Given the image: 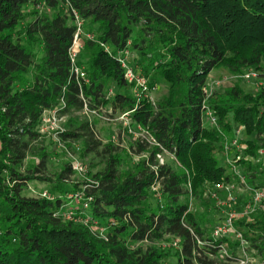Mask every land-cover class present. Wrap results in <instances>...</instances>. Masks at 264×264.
<instances>
[{"label":"trees","instance_id":"16d2710c","mask_svg":"<svg viewBox=\"0 0 264 264\" xmlns=\"http://www.w3.org/2000/svg\"><path fill=\"white\" fill-rule=\"evenodd\" d=\"M64 1L0 0V264H226L238 260L220 254L239 245L236 233L247 254L264 258L263 213L213 237L219 223L189 208L207 188L236 181L223 135L239 128L236 165L250 188H264V87L249 93L238 80L214 92L207 104L218 130L204 125L202 108L210 73L264 71V0H67L92 36L81 37L82 76L68 56L76 26ZM125 52L135 53L150 86L164 82L156 101L133 96L119 62ZM85 107L95 114H83ZM52 110L65 118L56 139L78 146L95 169L90 182L72 184L83 204L77 218L87 223L62 217L69 203L62 196L25 194L33 181L61 192L74 174L65 161L49 173L54 151L39 127ZM127 112L153 140L130 145L138 161L103 143L96 126ZM163 153L176 169L159 163ZM163 242L170 246L156 245Z\"/></svg>","mask_w":264,"mask_h":264},{"label":"rangeland","instance_id":"374dc122","mask_svg":"<svg viewBox=\"0 0 264 264\" xmlns=\"http://www.w3.org/2000/svg\"><path fill=\"white\" fill-rule=\"evenodd\" d=\"M81 31H82V37L83 36L86 37L87 35H90L86 32V27L84 24H82ZM125 62L130 67H134L139 72V74L145 79L146 92L150 100L156 101L158 97L165 92L166 87H165L164 82H162L161 80H156L153 86L149 85L150 84L149 78L145 77L142 74V72L135 66V63H136L135 53L128 52L126 55ZM242 75L243 74L229 75L221 71L212 72L209 74L206 83L212 87V94H213L214 92L222 91L227 85L235 83L236 81L240 80L242 87L247 92L255 93L258 88L255 87L254 84L250 82H245L241 77ZM118 117L119 116L109 118L108 116H106V118L104 119L101 118L99 120H96V126L99 132V137L101 138L103 143L110 141L116 144L119 148H121L122 150H125L126 153H129L132 156L131 158L133 161H138L140 159V156L138 157V156L132 155V152L129 149V147L130 145L134 143L135 140H137L140 137L141 132H139L140 130L136 127V125L130 124L129 128H130L131 133H129V131L126 128H124L123 123L118 119ZM90 119H92V117H90ZM64 121H65V118H63L60 122H58V126L62 127ZM45 128L47 131V133L44 134L46 136L45 144H47L49 149H53L54 151L50 159L49 173L51 175L56 173L64 161L70 162L71 165H73L74 163H78L82 165L83 171L75 172L72 170L74 174L71 176V180H69V183L65 184L61 192L50 191L48 189V186L45 183H41L39 181H33L29 183L25 194L28 196H36V197L38 196L39 197L40 194H42L43 192H46L47 195H49L50 197L62 196L65 199V201L69 202L68 204L70 205L73 213L78 214V212L81 211V209L79 208L83 204H80L79 202L81 198L77 197V194L74 191H72V184H76V183L81 184L84 182H90L89 172L91 171L94 172L95 169L91 170L89 168V162L91 160L89 157L86 159H83L80 157L78 150L73 151V150L67 149L63 144L58 143L55 140V138L52 136L54 131L50 129V124H45ZM74 148L78 149V146H74ZM142 156H145V154ZM223 159L225 163L227 164L226 159L230 160L231 162L232 158L231 157L225 158L223 155ZM161 160L163 161V163H167L171 165L174 169H176L178 166L176 162L174 161V159L166 153H164V155L161 156ZM260 160L262 161L263 167H264V155L260 156ZM93 162L95 163L96 161L93 160ZM227 166L228 168H230L229 164H227ZM236 171H239L238 166L236 168ZM240 173L241 172L239 171V175H238L239 179L236 178V181L233 182L234 186L232 187L233 189H230L229 194L227 193V191H225L224 188L215 187L213 185L214 187L211 186L213 188H210V187L207 188L204 195H202V198H199V199L192 198L190 200L189 202L190 211L191 212L196 211L197 213L202 214L204 216V219H210L212 217L213 221L219 224H222L224 222V219L228 212H232V211L239 212L249 200L250 190L248 188L251 187L246 182V179L243 177V175ZM241 178L243 180H241ZM212 192L215 194L213 197L210 196ZM229 196L234 199V201L231 203L230 201H228V199L230 198ZM218 203L219 204L222 203L223 205L220 206ZM65 208H68V207H65ZM255 214H259V212L258 211L254 212L250 214L248 217L243 218L242 220L249 221L252 219V216ZM234 237L236 239V235H234ZM156 245L162 249H165L168 246H170L169 243H164V242L156 244ZM224 248H226L225 249L226 254L229 256H231V253H234V255H236L240 259L243 256L242 249L239 245H235L233 246V248H227V246L224 245ZM220 254H222V252H220ZM247 259H248L247 264H259V258L253 257L251 254H247ZM223 261L226 264H238L235 260L228 261L225 258H223Z\"/></svg>","mask_w":264,"mask_h":264},{"label":"built area","instance_id":"2783aa9c","mask_svg":"<svg viewBox=\"0 0 264 264\" xmlns=\"http://www.w3.org/2000/svg\"><path fill=\"white\" fill-rule=\"evenodd\" d=\"M64 7L69 10L71 16L73 17L74 20V24L76 26V32L75 35L73 37V41L71 43V46L68 49V56L71 62V67H72V71L76 74V75H81L82 73L80 71V69L76 66V62L79 56V53L82 49V44H81V37H82V24L83 21L80 19L79 15L77 14V12L70 6V4L68 3L67 0L64 1ZM91 35H87L86 38H91ZM128 52H125L123 54H121L119 56V62L121 65V68L124 70V75H125V79L128 83H130L133 86L132 89V94L133 96L139 100L141 98H148L147 92H146V81L145 79L139 74V72L134 68V67H130L128 64H126V55ZM242 79L245 82H250L252 84H254L255 87L260 88V87H264V71L262 72H256L252 69H248L245 70L243 75L241 76ZM218 85V83H217ZM203 93H204V100L202 103V108H203V122L204 125L208 128H214V129H219L218 128V124H217V118L213 112V110H211L207 104L209 98L212 95V87L209 86L207 83L205 84V86L203 87ZM109 94H111V91H109ZM150 100V99H149ZM152 101V100H150ZM154 102V101H152ZM83 114H95L94 112H90L86 107L83 110ZM130 114L131 112H127L124 114L119 115L118 119L123 123L124 128H126L129 133H131L130 131V124H131V119H130ZM103 119L106 118V116L102 117ZM63 118H59L57 116V112L55 110L52 111H47L44 112L42 117H41V123H40V127H39V132L40 134H46V128H45V124H50V129L54 131L53 133V137L55 138V140L60 143L57 139H56V133L62 132L63 129L62 127L58 126V122H60ZM140 133V137L138 139H142L144 141H146L149 144H153V140L148 136V134L146 133V131L140 126H136ZM142 130V131H141ZM241 129L239 128L238 130L235 131V134L232 138H228L225 137L223 135V155L225 158H229V154L231 152V150H234L236 152L234 158L230 160L226 159L227 164H229L231 171L237 176V178L239 179V171H236L237 165L236 162L239 160L240 156H241V152L244 150V146L243 144H241L240 140H241ZM77 150V148H76ZM260 155H264V151L260 150L259 151ZM164 155L160 154L157 155V159L159 161L160 164H164L163 161L161 160V156ZM71 168L73 171L75 172H81L83 171V167L82 165L78 164V163H74L73 165H71ZM241 180H243L241 178ZM215 187H220V188H224L225 191H227V193H230V189H233L232 187L234 186V184H217L214 185ZM213 186V187H214ZM210 187V188H213ZM250 190V197L248 202L243 206V208L237 212V211H232V212H228L226 214V217L224 219V222L222 224H219V226H217L214 230H213V237H218V236H228L230 233H234V229H233V221L234 220H238V219H243L245 217H248L250 214L254 213V212H259V213H263L264 214V188H248ZM157 188H153L152 191H156ZM157 196V201L160 202L161 201V195L160 194H156ZM215 194L212 192L210 194V196H214ZM42 198H47L52 200L53 197H50L49 195H47L46 192H43L42 194L39 195ZM77 197H79L77 195ZM230 197V196H229ZM228 201L233 202L234 199L233 198H229ZM219 204V203H218ZM220 206H222L223 204L220 203ZM68 207V208H65ZM85 207V206H84ZM78 214L73 213L71 207L69 204L64 205L63 207V212H62V217H64L66 220H71V221H82L83 223H87L86 219H81V218H77ZM93 226L96 228L97 227V222L94 221L93 222ZM97 231V235L100 238H104L105 234L101 229L96 228ZM236 240L239 241V246L242 249L243 252V256L240 258H238V260L236 261L238 264H247L248 259H247V253L245 252V246L246 243L243 241L241 235L239 233H236ZM174 247H178L179 243L178 240H175L172 244ZM226 248H224V246L222 247V254L225 256H228L226 254L225 251ZM259 264H264V258H259Z\"/></svg>","mask_w":264,"mask_h":264}]
</instances>
